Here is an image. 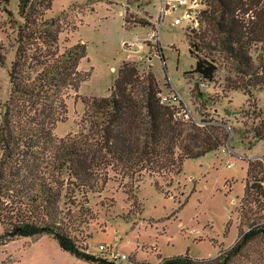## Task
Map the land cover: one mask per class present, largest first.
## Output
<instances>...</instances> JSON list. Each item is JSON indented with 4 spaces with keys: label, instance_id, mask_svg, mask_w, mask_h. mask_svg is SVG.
Here are the masks:
<instances>
[{
    "label": "rangeland",
    "instance_id": "rangeland-1",
    "mask_svg": "<svg viewBox=\"0 0 264 264\" xmlns=\"http://www.w3.org/2000/svg\"><path fill=\"white\" fill-rule=\"evenodd\" d=\"M30 1L29 12L34 15L28 24L30 31L39 28L42 21L60 17L62 50L75 45H85L87 49L79 68L90 76L66 100V119L54 132L58 140L69 136V143L75 139L86 144V101L110 96L120 69L127 63L123 41L143 39L151 32L161 0ZM19 3L20 0H9V5H0V119L10 94L8 72L18 50L19 30L26 29V20L18 12ZM203 3L205 10L198 28L172 26L174 18L167 16L161 30L163 57L149 52L143 63L134 66L140 80L153 75L161 93L167 94L172 88L178 91L182 104L190 110L189 120L199 126L209 120L215 127L227 128L229 139L219 151L186 159L180 174L137 176L108 167L106 155L92 141L88 160L97 186L85 195L67 186L63 191L67 198H63L61 207L66 212L70 209L71 235L79 247L96 257L105 259L97 247L106 244L137 263L159 264L163 259L186 254L194 259H210L221 249L231 247L239 231L247 229L239 213L248 163H264V140L256 139L252 132L264 125V87L253 90L250 100L242 91L227 90L225 79L232 73L233 62L222 53L204 49L194 52L214 55L219 71L214 82H206L208 89L200 84L195 87L199 78L192 72L196 59L189 53L188 41L198 43L212 34L205 20L208 0ZM29 43V51H35V41ZM258 54L252 51L254 59ZM149 57L152 60L148 62ZM53 157L59 158L56 154ZM257 176L263 177L260 169ZM0 264L90 263L63 251L55 239L45 235L19 238L1 246Z\"/></svg>",
    "mask_w": 264,
    "mask_h": 264
},
{
    "label": "trees",
    "instance_id": "trees-1",
    "mask_svg": "<svg viewBox=\"0 0 264 264\" xmlns=\"http://www.w3.org/2000/svg\"><path fill=\"white\" fill-rule=\"evenodd\" d=\"M0 1L9 5V0ZM208 5L205 20L212 34L198 43L188 41L189 53L196 59L192 72L199 78L195 87L208 86L206 82H214L219 71L214 55L195 54V49L219 52L234 65L225 88L242 91L250 100L253 90L264 87V0H208ZM31 6L30 0H20L18 12L26 20V29L19 30L18 50L8 72L10 94L0 119V247L19 238L48 235L83 262L113 264L79 247L71 235L70 209L66 212L61 207L67 186L84 195L97 186L88 160L91 142L106 155L108 167L127 175L180 174L186 159L224 147L229 132L209 120L199 126L193 120L175 118V109L160 102L157 79L149 74L140 80L137 67L125 63L110 96L86 101L89 142L74 139L69 143V136L58 140L54 132L66 119V100L90 76L79 68L87 49L75 45L62 50L60 17L42 21L30 31ZM33 40L36 50L29 51ZM252 51H259L256 59ZM252 132L264 140L263 124ZM258 169L262 178L257 176ZM247 177L239 213L247 229L239 231L231 247L210 259L186 254L159 264H264V163L250 161Z\"/></svg>",
    "mask_w": 264,
    "mask_h": 264
},
{
    "label": "built area",
    "instance_id": "built-area-1",
    "mask_svg": "<svg viewBox=\"0 0 264 264\" xmlns=\"http://www.w3.org/2000/svg\"><path fill=\"white\" fill-rule=\"evenodd\" d=\"M203 0H161L159 16L153 23L151 32L143 39H134L123 41L121 47L125 54V61L129 64L143 63L144 58L149 52L162 54L161 46V30L167 16L173 17L172 26H182L184 29L198 28L200 19L204 11ZM152 58H147L151 61ZM203 89H208V86L202 85ZM161 104L171 106L175 109V118L188 119L190 110L187 105L182 104V96L174 88L169 93H159ZM182 106V108L180 107ZM184 106V107H183ZM178 107V108H177ZM188 113H187V111ZM231 167V165L229 166ZM97 251L105 256V260L113 264H121L122 262H130V258L116 251L111 246L100 244Z\"/></svg>",
    "mask_w": 264,
    "mask_h": 264
},
{
    "label": "water",
    "instance_id": "water-1",
    "mask_svg": "<svg viewBox=\"0 0 264 264\" xmlns=\"http://www.w3.org/2000/svg\"><path fill=\"white\" fill-rule=\"evenodd\" d=\"M264 161V157L261 158Z\"/></svg>",
    "mask_w": 264,
    "mask_h": 264
},
{
    "label": "crops",
    "instance_id": "crops-1",
    "mask_svg": "<svg viewBox=\"0 0 264 264\" xmlns=\"http://www.w3.org/2000/svg\"><path fill=\"white\" fill-rule=\"evenodd\" d=\"M162 50H163V48H162Z\"/></svg>",
    "mask_w": 264,
    "mask_h": 264
}]
</instances>
